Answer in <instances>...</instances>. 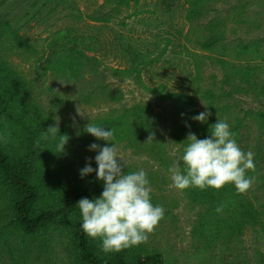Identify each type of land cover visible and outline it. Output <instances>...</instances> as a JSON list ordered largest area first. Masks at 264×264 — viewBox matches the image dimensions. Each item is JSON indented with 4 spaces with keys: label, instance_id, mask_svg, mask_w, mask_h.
<instances>
[{
    "label": "trees",
    "instance_id": "obj_1",
    "mask_svg": "<svg viewBox=\"0 0 264 264\" xmlns=\"http://www.w3.org/2000/svg\"><path fill=\"white\" fill-rule=\"evenodd\" d=\"M54 1L57 2L56 6H59L64 0L12 2L16 9L21 10L17 17L26 18L24 22L29 23L42 13L44 7ZM141 1L102 0L86 17L81 13L72 17H84L92 22L107 25L122 11L133 5L138 6ZM207 1L183 0L187 3L184 17L189 23L190 31L196 32L201 26L207 29L204 33L194 35V44H198L200 50L206 54L187 51V56H190L187 64L191 65L192 72L191 69L183 71L190 80L191 87L188 88H175L173 85L170 87L167 81L171 77L155 84L143 85L141 77L145 68L159 61L161 56L172 48L174 41L171 33L180 34V29L174 32L164 31L159 41L117 37L115 41L122 48L119 56L126 58L127 65L110 67L108 71L98 69L101 60L95 53L87 54L88 51L97 50L93 42L98 40V36L91 33L72 36L73 32L62 29L48 38L47 43L42 42L37 46L19 32L20 27L15 26L12 17L7 13L0 14L2 264H31L32 261H39L37 258L40 252L50 256V253L56 251L59 243L68 251L66 259H71L75 264H163L159 253L145 250L142 245L105 253L101 250L102 241L99 238L93 239L84 233L77 204L84 197H100L103 181L97 179L95 171L81 178L80 170L84 168L86 161L77 140L69 132L68 124L59 126L60 133L69 136L62 153L57 150V141L43 137L49 126H54V115L49 108H44L36 95L34 96L33 80L23 74L22 70H18L15 62L4 53L12 50H18L16 52L19 55L47 52L46 72L54 74L60 81L69 82L64 85L74 90V99L81 105L92 106L98 100H107L108 96H111L110 100L114 102L121 99V93H110L112 83L105 82L106 71L111 72L113 77L120 81L131 79L134 83L144 86L152 94V98L169 107L170 134L173 141L179 145L175 161H179L184 154V149L189 143L186 140L189 132L195 133L198 139H204L210 136V126L217 121V116L226 120L241 148L254 153L255 170L247 173L249 177L255 178L251 189L238 193L234 185L228 184L220 190L211 187L205 190L190 187L181 191L190 202L208 206L206 223L203 224L205 237L223 235L225 238H231L234 244L238 243L236 259L240 257L241 264H250L246 263L241 237L247 229H252L256 236L263 237L262 233L264 234V109L242 107L236 94H252L258 101H263L264 47L261 48V43L250 39L227 41L223 28L225 17L222 19L219 13L201 21L204 15L211 12ZM158 2V8H161L165 15L170 16L173 13L175 0ZM259 6L261 9L258 13L255 12L257 15L264 13V2L259 3ZM246 7L236 6L241 17ZM11 8L7 6L6 10ZM49 12L51 9L47 13ZM142 13V10L135 9L125 15V18L139 17ZM162 20L157 22V27H163L165 21ZM120 24L126 25L124 21ZM205 60L214 67L219 66L221 77L218 86L213 79L214 75L211 76L212 82L207 83L209 86L202 83ZM153 76L151 70L150 77ZM150 105V101H147L143 104L114 108L89 122L114 130L117 145L122 144L124 149L131 150L135 155L147 153L154 160H159L168 171L169 156L164 150L167 141L160 137V122L164 116L153 112ZM205 106L212 113L207 123L193 120L194 116L205 111ZM153 134L155 140L146 142ZM92 139L101 146L107 143L97 140L94 136L90 138ZM91 166L96 169L94 163ZM131 170L132 166L125 168L126 172ZM218 206H223L221 217L216 211ZM238 247L241 249H237ZM262 260L253 264H264Z\"/></svg>",
    "mask_w": 264,
    "mask_h": 264
},
{
    "label": "rangeland",
    "instance_id": "obj_2",
    "mask_svg": "<svg viewBox=\"0 0 264 264\" xmlns=\"http://www.w3.org/2000/svg\"><path fill=\"white\" fill-rule=\"evenodd\" d=\"M12 1L0 0V14L5 15L7 13L10 18L12 17L15 26L20 27L19 32L37 46L42 42L47 43L48 38L62 29L73 32L71 33L72 36L76 34L87 35V33L98 36V40L93 42L97 50L88 51L87 54L93 55L95 53L101 60L99 70L127 65L126 58L122 59L119 56L122 48L115 41L117 37L159 41L164 31L182 30L180 34L171 33L174 41L172 48L162 55L159 61H155L152 66L143 70L141 75L143 85L155 84L171 77L167 81L170 87L171 85L175 88L179 86L191 87L190 80L186 76V72L183 71V69H187L186 71L191 69V65L187 64L188 58H190L187 56V51L188 53L195 51L206 54L200 50L198 44H194V35L204 33V30L207 29L201 26L196 32L190 31L189 23L185 21L184 17L187 3L183 0H175L176 4L170 16L165 15L162 9L158 8V0H142L138 6L135 7L132 4L133 6L128 10L122 11L117 18L111 20L107 25L84 18L96 9L102 0H64L59 6H56L57 2L54 1L44 7L42 13L35 16L29 23L24 22L26 18L17 17L21 10L16 9ZM207 2L211 12L204 15L201 21H206L211 15L219 13L222 19L225 17V27L223 28L227 41L238 42L240 39H250L261 43L263 45L261 48L264 47V13L255 14L261 9L259 3L264 1L208 0ZM237 5L240 8L247 6L243 17L239 15ZM7 6L12 8L8 11L6 10ZM63 6L65 9H62ZM50 9L51 12L47 13ZM135 9L143 11L141 16L125 18V15ZM78 13L84 17L82 19L72 17ZM161 19L165 21L162 28L156 25ZM121 21H124L126 25L122 26ZM16 51L18 50L5 51L4 53L15 62L18 70H22L23 74L33 80V94L42 101L45 109H50L51 114L54 115V125L57 121H59V126L68 124L69 132L77 140L85 163L91 158V164L94 163L95 167H98L95 162V156L98 153L89 149L94 140H90L91 134L84 130L91 119L107 114L114 108L128 107L150 101L153 112H159L164 116L160 122V137L167 141L164 150L169 156L170 166L173 164L179 145L173 141L170 134L171 115L169 107L152 98V94L144 86L134 83L131 79L120 81L113 77L111 72L106 71L104 80L107 83H112L110 93L114 95L121 93V99L114 102L110 100L111 96H108L107 100H98L92 106L81 105L75 101L72 88L61 84L60 80L54 77V74L52 75L49 71L46 72L45 56L47 52L37 55L33 53L19 55ZM259 60L260 58L257 59V61ZM180 63L183 65L180 66ZM218 68V65L214 67L205 60L202 83L209 86L207 83L212 82L211 76L214 75L215 78L213 79L218 86L221 77V71ZM151 70L154 73L153 77H150ZM190 71L192 72V69ZM262 76L264 78V74ZM236 98L244 108L264 109V98H262L263 101H258L252 94L250 96L236 94ZM77 106H79L84 117L77 114ZM121 145H118L119 152L126 162V167L132 166L131 172L139 169L147 172L153 190L151 194L152 203L161 205L165 209L164 219L160 221L154 233L150 235L147 243L140 244L144 246L145 250L159 253L163 264H241V258L236 259L238 243L234 244L230 240L231 238H225L223 235L213 236L214 238L212 236L210 238L205 237L206 230L203 228V224L206 223L208 206L190 202L181 190L171 187L172 181L169 178V173L163 168L164 166L160 164L159 160H154L144 152L135 155L131 153V150L124 149ZM222 215L223 213L220 212L219 217ZM262 235L263 237L256 236L252 229L244 231L241 237V246L244 247L246 263L253 264L262 259L264 261V234L262 233ZM135 247L137 246H133V248ZM237 249L240 250L241 248L238 247ZM50 254L49 256L40 252L37 258L39 261H32L31 264H75L71 259H66L68 251L61 243L57 245L56 251ZM0 264H2L1 261Z\"/></svg>",
    "mask_w": 264,
    "mask_h": 264
},
{
    "label": "clouds",
    "instance_id": "obj_3",
    "mask_svg": "<svg viewBox=\"0 0 264 264\" xmlns=\"http://www.w3.org/2000/svg\"><path fill=\"white\" fill-rule=\"evenodd\" d=\"M76 111L84 117L79 106ZM211 115L205 106V111L192 119L207 123ZM84 130L97 140L107 143L103 146L92 143L89 149L97 151L95 162L98 167L93 169L89 158L80 170L81 178L95 171L97 179L103 181L100 197H84L77 204L82 216V230L90 238H99L102 241L101 250L105 253L119 252L147 243L165 217L164 207L152 203L153 190L147 172L143 169L125 171L126 162L115 143L114 130L94 123H88ZM43 137L57 141L60 153L65 150L69 140L67 134L60 133L59 121L49 126ZM151 140H155L154 134L146 142ZM186 140L189 143L184 154L168 169L171 187L178 190L190 187L220 190L232 184L238 193L251 189L255 178L249 177L247 173L255 170L254 153L241 148L226 120L217 116V121L210 126L209 137L198 139L195 133L189 132ZM216 211L222 212L223 206H218Z\"/></svg>",
    "mask_w": 264,
    "mask_h": 264
}]
</instances>
